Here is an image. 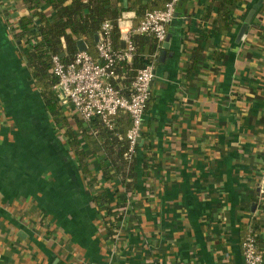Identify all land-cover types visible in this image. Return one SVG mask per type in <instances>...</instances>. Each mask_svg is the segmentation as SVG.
I'll return each mask as SVG.
<instances>
[{"label":"crops","instance_id":"obj_1","mask_svg":"<svg viewBox=\"0 0 264 264\" xmlns=\"http://www.w3.org/2000/svg\"><path fill=\"white\" fill-rule=\"evenodd\" d=\"M118 1L136 27L152 0ZM222 2L177 1L166 54L145 61L135 187L121 201L91 169L107 209L18 54L23 5L0 0V264H244L246 232L264 264V0Z\"/></svg>","mask_w":264,"mask_h":264},{"label":"trees","instance_id":"obj_2","mask_svg":"<svg viewBox=\"0 0 264 264\" xmlns=\"http://www.w3.org/2000/svg\"><path fill=\"white\" fill-rule=\"evenodd\" d=\"M18 1L23 5L24 13L10 26V33L20 58L28 67L34 87L39 91L45 111L66 137L68 147L86 177V184L92 186L96 183V174L91 169L98 167L100 182L104 181L112 190L118 188L121 201H124L126 193L135 187L139 164L142 168L145 165L144 160L138 162L136 151L130 159L124 156L128 144L126 133L131 126L129 115L117 114L110 120L109 126L98 118L86 123L73 109L63 107L52 89L57 78L52 71L51 59L57 56L63 63L72 61L78 52L79 40L85 41L87 52L96 59L95 35H99L102 23L106 20L111 24L113 47L121 48L117 21L126 7L121 6L118 0ZM167 1L152 0L135 7L136 24L140 23L145 13L160 6V2H164V6ZM232 2L223 0L222 6L228 7ZM225 26L229 27V23L226 22ZM133 40L136 52L132 61L119 64L117 69L119 86L124 89L131 84L138 70L146 64L145 61L154 60L152 54L158 49L152 35L139 34ZM100 150L102 159L99 162L90 161ZM96 185L91 190L94 201L105 203V208L109 209L111 202L107 199V188L103 184ZM255 240L257 242L256 235Z\"/></svg>","mask_w":264,"mask_h":264},{"label":"built area","instance_id":"obj_3","mask_svg":"<svg viewBox=\"0 0 264 264\" xmlns=\"http://www.w3.org/2000/svg\"><path fill=\"white\" fill-rule=\"evenodd\" d=\"M178 0H168L163 9L145 13L136 26L125 24L120 17L117 21L121 48H114L111 41V24L104 21L96 42L97 58L88 52L78 51L73 60L63 63L57 56L51 59L52 71L57 82L52 89L62 106L73 109L86 123L98 118L110 126V120L119 113H127L131 126L126 133L128 159L135 154L141 136L142 116L147 108L150 85L155 78L152 62L138 70L136 77L125 89L119 86L118 67L130 63L136 52L134 35H152L160 48L167 36V26L175 15ZM87 47V46H86ZM153 54V56H155ZM244 264H262L255 235L249 232L242 240Z\"/></svg>","mask_w":264,"mask_h":264},{"label":"water","instance_id":"obj_4","mask_svg":"<svg viewBox=\"0 0 264 264\" xmlns=\"http://www.w3.org/2000/svg\"><path fill=\"white\" fill-rule=\"evenodd\" d=\"M246 27H247V23H244L243 27H242V30H241V34L246 29ZM95 41L96 42L98 41V35H95ZM161 47H162V49H161V51L159 53L160 59H162V57L166 54V49L168 47V38L167 37L165 38V41L162 43ZM77 48H78V51H85L87 49L85 41L84 40H79L77 42ZM263 190H264V184H263Z\"/></svg>","mask_w":264,"mask_h":264}]
</instances>
